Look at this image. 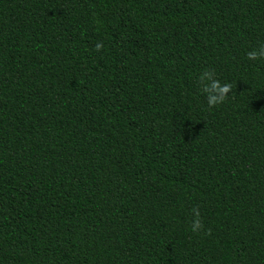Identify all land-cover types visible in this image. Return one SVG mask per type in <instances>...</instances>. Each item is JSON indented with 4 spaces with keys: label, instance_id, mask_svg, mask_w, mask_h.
Returning a JSON list of instances; mask_svg holds the SVG:
<instances>
[{
    "label": "trees",
    "instance_id": "1",
    "mask_svg": "<svg viewBox=\"0 0 264 264\" xmlns=\"http://www.w3.org/2000/svg\"><path fill=\"white\" fill-rule=\"evenodd\" d=\"M262 44L264 0H0V264H264Z\"/></svg>",
    "mask_w": 264,
    "mask_h": 264
},
{
    "label": "clouds",
    "instance_id": "2",
    "mask_svg": "<svg viewBox=\"0 0 264 264\" xmlns=\"http://www.w3.org/2000/svg\"><path fill=\"white\" fill-rule=\"evenodd\" d=\"M101 47L100 44L96 45V48L99 49ZM247 57L250 60H255L258 57H264V44L260 45V47L258 49H253L252 51H249L247 53ZM203 78V77H202ZM212 88L219 93V96H211L208 99V105L214 106L218 103L223 102L224 100V94H227L230 92V85L225 83V84H221L218 80H214L212 81L211 84ZM208 85L205 84L204 85V89L207 88ZM193 212L196 213V218L193 219L192 225H191V231L196 232L198 229H200L202 227L201 222L199 220V212L197 209H193Z\"/></svg>",
    "mask_w": 264,
    "mask_h": 264
}]
</instances>
